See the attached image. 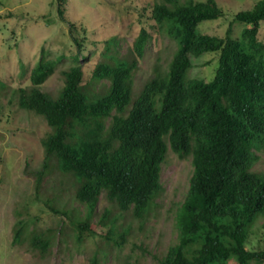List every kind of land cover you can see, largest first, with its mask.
<instances>
[{
    "label": "trees",
    "instance_id": "trees-1",
    "mask_svg": "<svg viewBox=\"0 0 264 264\" xmlns=\"http://www.w3.org/2000/svg\"><path fill=\"white\" fill-rule=\"evenodd\" d=\"M58 1V14L70 24L78 47L77 65L63 73L64 87L53 98L41 86L62 58H43L31 72V87L18 94L20 108L45 118L53 129L43 141L46 156L36 173L37 189L55 167L74 178L76 200L90 209L85 220L74 223L77 241L96 234L90 220L105 192L120 215L111 218L105 211L100 225L110 228L104 238L122 246L130 231L119 220L126 213L141 221L148 218L164 190L161 171L171 148L181 158L192 156L194 174L177 214V243L162 264H264V249H248L254 226L264 219V173L253 172L255 150L264 147V41L258 38L264 0L234 15L224 38L200 31L204 23L227 17L216 0L155 4L153 29L178 49L169 68L156 67L137 97L134 73L145 54L148 30H141L130 58L106 49L104 61L84 82L79 64L86 38L76 36L79 31L65 17L64 0ZM234 23L243 25L239 38L233 37ZM205 54H218L209 82L190 77L191 56ZM103 81L109 84L99 88ZM4 88L0 82V90ZM27 228L26 222L18 223L15 243L28 240L45 254L58 230L27 237ZM97 256L92 264H99Z\"/></svg>",
    "mask_w": 264,
    "mask_h": 264
},
{
    "label": "rangeland",
    "instance_id": "rangeland-1",
    "mask_svg": "<svg viewBox=\"0 0 264 264\" xmlns=\"http://www.w3.org/2000/svg\"><path fill=\"white\" fill-rule=\"evenodd\" d=\"M162 1L64 0L65 17L76 24L79 31L76 36L86 38L85 57L79 64L84 70V82L90 80L96 65L104 61V51L109 47L120 57L130 58L134 41L143 28L150 37L134 73V97L154 77L156 67L163 71L169 68L178 45L153 29L152 7ZM58 2L0 0V82L5 86L0 90V264H92L96 255L99 264H162L169 249L177 243V214L194 174L192 156L181 158L169 148L161 171L164 190L146 220H137L131 213L120 218L121 228L130 231L120 247L104 238L110 226L100 225L106 210L111 212V218L120 215L117 206L106 199L105 192L90 220L96 234H88L84 243H79L74 223L85 220L90 209L76 200L74 178L52 167L37 189L36 173L42 169L46 156L43 141L53 129L45 118L20 108L18 90L31 87V72L43 58H62L54 74L41 86L43 92L57 98L65 84L63 73L77 65L74 56L78 47L72 40L70 24L58 14ZM216 2L227 17L204 23L200 31L224 38L233 16L252 9L259 0ZM83 28L86 34L82 33ZM242 30V24L234 23L233 37L239 38ZM112 38H116L114 44L108 43ZM258 38L264 41V23ZM191 60L192 79L205 82L213 79L218 54L191 56ZM108 84L103 81L98 87ZM255 152L258 160L253 172L264 173V147ZM20 221L28 224L27 237L58 230L45 254L28 240L15 243V229ZM263 223L262 218L254 226L248 249H264Z\"/></svg>",
    "mask_w": 264,
    "mask_h": 264
}]
</instances>
